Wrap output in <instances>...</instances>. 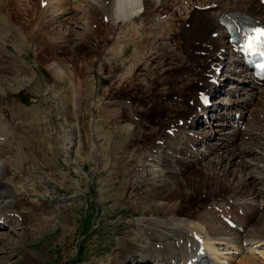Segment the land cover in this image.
I'll use <instances>...</instances> for the list:
<instances>
[{
  "label": "bare ground",
  "instance_id": "6f19581e",
  "mask_svg": "<svg viewBox=\"0 0 264 264\" xmlns=\"http://www.w3.org/2000/svg\"><path fill=\"white\" fill-rule=\"evenodd\" d=\"M24 1L30 4L28 0ZM42 1L44 0H40V3ZM46 1L47 8L41 9L38 5L42 13L43 22L40 23V19L37 16V20L34 18L37 22L31 19L29 23H25L27 32L23 31L22 36L24 39H26L27 33L34 35L40 44L43 43L45 45L47 49L45 53L50 56L51 52H53L52 46L57 52H61L62 47H64L68 55H71L70 50H75L74 55H86V50H88L94 58L93 63L96 62L98 64V60H101V65L99 64L100 66H97V68L101 70L105 69L106 73L109 74L115 72L117 76L120 75L121 79L119 80L124 81L125 84H127L126 79L128 81L132 80L131 77L127 78L130 70L133 73L136 72V74L142 72L144 76L143 80L151 84L142 83V87L144 88L136 94L131 93V85L129 87L125 85V90L123 88L120 90L121 87H117L118 84H115L111 88L116 87V93L111 96L109 95V99L110 101L121 99L124 103L130 105H124L123 107L115 102L118 105V112L115 110L112 115L116 126L121 125L118 123V121L122 120H118L119 116L123 120L125 119V122H123L125 124L121 125V127L128 134V143L124 146H128L126 151L131 152L129 157L131 159L127 156L130 162L126 167L118 165L119 169L124 175L128 174L130 180H133V186L135 187L133 194H145V196H141L143 199L149 196L152 199L155 197V199L162 200L159 205L165 206V210L160 208L164 214L162 219L164 221L142 220L140 225L142 229L139 230L138 238L141 241L142 236H144V240L151 239L155 240V242L151 243L150 246L139 244L140 248L136 247L137 249H135L133 241H125L124 246L127 250H123L121 254L118 253L109 263L105 264H121L128 256L133 257V252L139 251V249L147 251V255L153 257V262H157V264H165V262H168L172 258L184 261L187 257V250L194 249V246H192L194 237L201 238L202 244L212 252L213 256L220 257V261L227 260L229 263V257H223L221 252L227 250L224 253H232L230 249L240 251L241 241L247 242L245 251L247 254L241 256L240 260L238 259L239 261L234 264H255L250 260L251 255L255 252H260L261 254L259 255H261V258L263 256L264 259V249H260L262 248L260 246H264V222L261 223L259 221L261 217L258 216L257 209L259 205H263L262 211L264 210V203L258 199V197L264 195V191L253 185L256 182L262 183L264 181V160L261 166L250 167L243 164L239 169H236L235 175L230 174L228 167H226L229 164L228 161H232L233 157L244 158L245 155L255 152V144L248 141V139L260 140V144L264 145V140H262L264 139V87L257 92L258 96L253 99L254 92H247L249 86L247 78L240 75L234 76L236 79L246 82V85L233 88L227 93H240L237 99L238 105L247 98L253 99V103L250 104L248 109L250 111V120L244 123V131L238 129L226 131L220 138H217L220 141L216 139V136L221 134L219 132L220 129H215V133L212 128L205 130V128L200 126L202 122L198 120L199 115H209V112L217 104H214V101L209 106L203 107L197 100L198 93L201 91L213 94L215 91L221 90L218 88L220 86L219 83L213 84L208 82V78L212 76L214 71L212 66H222V71L227 72L226 75L222 73L224 75L223 80L227 79L229 74H234L223 64L227 53V44L224 39V30L218 23V16L226 11L241 10L249 12L252 15H257L264 21V8L258 5L255 0H185L187 4L185 7L181 6L184 0H106V3L104 2L105 0H92L91 2L84 0L86 4L84 3V9L83 11L81 10L83 12L82 20H80L81 27L79 20L73 22V25L79 27L80 32H75L72 29L63 34L54 29L55 24L60 25L61 22L65 21L63 16L68 13H70L69 17H73V14L69 11L71 10L70 8H78L81 4L79 5L74 2L70 7L71 2L67 0H54L58 3V9L62 10L63 15L61 14L60 17L53 19L54 17L48 14L49 9L53 6L52 0ZM7 7L9 8V6ZM5 9L7 8L5 7ZM180 10L183 13H180ZM7 13L2 12L0 8V31L2 28H6L9 31V36H12L10 32L16 30L17 26L12 22L14 19L10 20V18H7L9 16ZM9 14L11 13L9 12ZM161 14H166L165 18L157 19L156 17ZM4 15L8 16L5 17ZM102 16L106 17L105 22L102 21ZM46 21L48 22L45 25L44 22ZM92 24L96 28H92ZM89 26L91 27L90 30L88 29ZM121 38H123L124 42L120 46H117ZM168 39L170 43L175 41L170 45L171 48L169 50L174 51L175 54L173 52L169 53L166 51L167 48H164L165 45L162 42ZM111 41L114 43L111 44L110 49L106 52L107 50L105 51L104 48ZM96 42L98 43L95 45ZM6 44V41L0 43V65L4 63L2 67L5 68L6 72L15 76L20 71L26 74V70L24 69L26 66L23 63L22 65L15 63L17 58H21L19 54H22V44L11 42L17 55L16 53L13 55L12 51L11 53L8 52ZM128 47H133L130 54H127ZM146 49L150 51L148 55L144 51ZM6 51L8 52L7 54ZM179 54L180 57H177ZM47 57L43 56L44 60ZM117 57L119 59L122 57V59L126 58L129 63L131 62L129 69L128 62L124 61L122 64H118ZM153 57L164 58L167 61L171 60L170 63L175 64V66L167 63L169 65L167 67L156 68L152 65ZM112 58H115V61L110 62V59L114 60ZM138 59H142L143 63L139 64L140 61L137 63ZM45 62L47 63V61ZM182 62L184 64L181 66ZM46 65H48L57 78L63 76L65 71L64 65L59 61H48ZM152 66L154 67L153 69H151ZM80 69H83L82 65ZM168 76H170L169 80L167 79L169 78ZM122 77H124V80ZM154 83H157L159 88H156ZM159 89L162 92L160 91V96L157 98L155 92L152 91ZM144 90L145 95L142 98V104L136 106L138 108H135L133 100L137 102L141 98L140 96L144 94ZM241 90L242 92H240ZM78 93V91H75V98ZM244 93L247 96H244ZM118 95L124 97H119ZM106 96L107 98L105 99H108L107 94ZM131 96L135 99H132ZM81 97L80 94L79 99ZM112 98L114 99L111 100ZM239 99L243 100L239 102ZM219 102L220 100L217 103ZM122 107H126L127 109L125 108V110H130V112L128 111V115H124L123 113L119 115ZM135 109L136 112H133ZM139 115H146L148 120L146 121V119L142 118V124L138 126L135 118ZM220 117L222 118V116ZM129 118H133L134 121L130 122ZM151 119L153 123L149 122ZM8 120L11 124V119ZM178 120H182L181 125H178ZM129 125L133 126V128L131 127L130 129ZM194 125L201 128V132L193 131L192 127ZM143 126H145L144 129H142ZM136 128H141V132ZM168 129L174 131L172 135L166 133ZM189 132H191V135L188 134ZM239 134L241 135L240 138L237 136ZM244 135L249 136L247 139H243L242 136ZM197 136L200 137L197 138ZM9 138L8 134L2 131L0 127V156L3 153H12L15 150L14 145L9 146V143L5 144V142L10 141ZM232 138L233 141L227 143V140H231ZM130 140L132 141L130 142ZM200 143L209 145L210 149H206L207 151H211L212 149L214 151H222L221 156L216 155L217 159L213 160V164L211 161L208 162L210 168L201 163L202 161L207 162V157H203L201 153H198L197 149L192 150L191 148ZM69 148L67 147V149ZM262 156L264 159V154ZM155 158L159 161V167L154 170L156 175L150 176V180L153 181L154 178L159 183L155 180L150 184V180L146 174H143V170H145L146 166L148 167V164H152L151 162H154ZM13 160L6 158L3 162V169H6L5 172L10 169H18L19 171H16V173H21L22 170L18 168L20 162ZM126 161L128 162V160ZM72 163L75 166L77 165L76 161ZM194 164L197 166H194ZM125 169H128V171L126 172ZM5 172L0 176V220L3 221L2 225H8L6 224L7 222L11 224V221H13L11 213L16 214L17 209L26 200L25 197L23 200V195L20 191H18V194L13 192V188L17 182V175L12 178L3 177L6 176ZM222 175L234 176L236 183L225 184L226 182ZM199 195H205V200L196 201V197ZM192 198L195 200H192ZM41 202L45 203L44 200ZM27 203L28 207L31 208L34 202L28 201ZM205 203L221 208L229 206L231 209H241L243 214L238 216V219L244 227L243 233L226 228L215 217H212V210L196 212L189 209H199ZM35 204L38 203L36 202ZM51 204L56 208L59 207L55 204V200L48 205L51 206ZM39 208V205L35 206V211H39ZM20 226L24 227V222L23 225L21 222ZM25 230L27 229L25 228ZM3 236L5 234L0 235V238L2 239ZM13 244L10 242H5L4 244L5 248L11 246V250L7 254L8 259L15 252L13 250L14 247H12ZM256 248L259 249L255 251ZM28 252L29 254L25 255L27 258H39L33 251ZM149 259V257L142 258L140 262L147 263Z\"/></svg>",
  "mask_w": 264,
  "mask_h": 264
},
{
  "label": "rangeland",
  "instance_id": "374dc122",
  "mask_svg": "<svg viewBox=\"0 0 264 264\" xmlns=\"http://www.w3.org/2000/svg\"><path fill=\"white\" fill-rule=\"evenodd\" d=\"M23 1L24 0H1L0 3L2 12H8L7 14L9 15H7L8 17L6 15L4 16L8 19L10 18V20L14 19L15 21L13 20L12 22L17 26L16 30L10 32L12 36H9L8 29L2 28L0 31V43L6 41V46L8 47L7 51L10 53L12 51L13 55H15L16 50L11 42L22 44V54H19L21 58H17L15 63L17 65H22L23 63L26 66L24 68L26 74L20 71L21 73L18 72L19 74L15 76L6 72L5 68L2 67L4 63L0 65V71H2L0 73V123L3 127L2 131L7 132L8 136L11 138H9L10 141L5 142V144L9 143V146L14 145L15 148L12 153L6 152L1 154L0 176L6 170L3 169V159L9 158L14 159L16 162H20L18 168L22 170L21 173H16V171H19L18 169H10L5 172L6 176H3L12 178L17 175L16 188L14 186L13 192L18 194L20 189L17 188L23 187L21 188L22 193H24H21L23 195L22 198L24 200L25 197L27 201L24 200L21 207H19L21 208L20 212L23 214L26 213L27 219L31 220L34 217L32 211H35V206L37 207L38 205L35 203L44 200L48 209L50 208L49 210H51V213H49L48 210V214H44L43 217V214L38 211L41 215L35 218V222L39 223L40 219L42 222L39 227L36 226L37 228L34 230H21L26 228V226L25 228L20 226L21 222L17 224L18 227L15 228L14 232H11V229L7 233V230L1 229L0 231L2 232H0V235L5 234V236L2 237V239L5 240L0 247V264L109 263L115 255L118 253L121 254L123 250H127L124 246V242L125 240L127 241V239L137 244L135 245V249H137L136 247L140 248L139 244H142V242L138 238L139 235L136 236V232L142 229L140 226L142 220L146 221L150 219L151 221H164L162 220L164 214L160 208L165 210V206L159 205L162 200L155 199V197L152 199V197L149 196L143 199L141 196H145V194H133V192H135L133 180H130L128 174L124 175L119 169V166L124 165V167H126L130 162L129 159L131 158L129 157L131 152L126 151L128 146H124L128 143V134L123 127H121V125L125 124L123 123L125 119L123 120V118L119 116L118 120H122H120L121 122L118 121V123L121 125L116 126L112 115L113 111L118 108L116 103H119L120 106L122 105L123 107L124 105H130L122 103L123 101H116L114 98L111 99H114V101H110L109 97L116 93V87H111L118 84L117 87L120 86V90H122L125 85L126 87L131 85V91H140L144 88L142 87L143 82L140 79H135L136 72L133 73L132 70H128L131 74L128 72L127 78L131 77L132 80L130 79L128 81L126 79L127 84L119 80L121 79L120 75H112L106 80L104 78L105 74L111 75L115 72L109 74L106 73L105 69L101 70L97 68V66L101 65V60H98V64L96 62L93 63L94 58L88 50H86V55H74L73 53H75V50H70L69 52L71 55H68L64 47H62L61 52H57L51 44L47 43L51 45L53 49L50 56L45 53V50L47 51L45 45L43 43L40 44L34 35L27 33L26 39H24L22 36L23 31L27 32L25 23H29V21L34 18L37 20V16L40 19V23H42L43 19L40 8L43 9L46 6L38 4L40 0H28L30 4ZM72 1L76 4H81V6L83 5V7L70 8L71 10L69 11L73 14V17H69L70 13H68L63 16L65 21L61 22L60 25L55 24L54 29L63 34H66L72 29H74L75 32H80L79 27L73 25V22L79 20L81 27L80 20H82L83 17V12H81V10L83 11L86 2L84 0ZM89 1L91 2L92 0ZM55 3L56 1L52 0L53 6L49 9V12L54 13L48 12L49 15L54 17L53 19L60 17L62 14V10L58 9V4ZM72 4L71 2L70 7ZM3 5H6L5 7L7 9H5ZM7 6H9V8ZM185 6H187V4H185ZM9 12L11 14H9ZM179 12L183 13L181 10ZM36 20L35 22H37ZM47 22L48 21L44 22L45 25ZM88 29H90V26ZM122 39L123 38L117 43V46H120L124 42ZM174 42L175 41H173V43ZM97 43L98 42H96L95 45ZM113 43L114 42L111 41L104 50L108 52ZM162 43L165 45L164 48H167L166 51L175 54L174 51H169L171 48L170 45L173 44L170 43L169 39L163 40ZM132 49L133 47H128L127 54H130ZM7 51L6 54L8 53ZM144 51L147 52L146 55L150 53L149 49ZM57 53L59 54L57 55ZM43 56L48 57L44 60ZM177 57H180V54ZM122 58H116L118 64L127 61L126 58ZM137 58L138 56L136 60ZM112 59L114 60L110 59L109 61H115V58ZM45 61H47V63L48 61H59L62 63L65 70L63 76L57 78L48 65H46L47 63ZM170 61L171 60L167 61L164 58L153 57L152 65L156 68L167 67L169 65L175 66V64L170 63ZM130 63L128 62V69ZM137 63L141 64L143 60L138 59ZM167 63L170 64L167 65ZM80 64L82 65V70L80 69ZM183 64L184 62L181 63V66ZM78 66L79 68H77ZM153 66L151 69L154 68ZM137 74L142 75V72H138ZM170 76H168V80ZM122 79L124 80V77H122ZM132 81L134 82L132 83ZM144 83L151 85L149 82L144 81ZM154 85H156V88H159L157 83H154ZM229 86L230 84L228 81H224V89L230 88ZM75 91H78L79 95L81 94L82 97L80 99L78 94L75 98ZM160 91L159 89L156 91L153 90L152 92H155L158 98L162 92ZM104 93L108 95V99H105L107 96L106 94L103 96ZM144 95L145 90L144 94L140 96L141 98L137 102L133 100L135 103L133 106L135 108H138L136 106L142 104ZM131 97L135 99L133 96ZM219 97L220 94L218 93L217 100ZM123 107L120 109L119 115L122 113L128 115V111L130 112V110H125L126 107ZM133 112H136V109ZM2 113L8 117L5 118ZM8 119H11V124ZM149 122L153 123V120L151 119ZM65 125L71 126L72 129L70 127L68 130L64 129ZM129 126L130 129L131 127L133 128V126ZM144 128L145 126H143L142 129ZM136 129L140 132L142 130L141 128ZM131 141L132 140H130V142ZM248 141L255 144H253L255 152L246 155L245 158H240L242 160L233 157L231 159L232 161H228L229 164H227L226 167H228L230 174L235 175L236 169H239L243 164L250 167H255L257 165L261 166L263 164L264 159L262 154H264V145L260 144V140L255 141L248 139ZM67 147L70 148L67 149ZM141 152L143 153L142 150ZM212 154L214 153L208 155V157H211L207 158V162L203 161L202 163L207 165V168H210L208 162L211 161L213 164V160H216L218 155L221 156L222 151L220 150V154L219 151H215V155L213 156ZM127 156L129 159H127ZM126 160H128V162ZM73 161H76V166L72 163ZM153 164L155 165V163H152V165ZM158 167L159 166L156 168ZM153 168L154 167L149 166L148 169H146L148 173L144 170L143 174L150 176L156 175ZM127 171L128 169L126 172ZM46 176L48 178V186L45 184ZM150 176H147V178L149 179ZM222 177L225 179V184L236 183L234 176L222 175ZM155 180L156 179L153 178V181ZM153 181L150 180V184L153 183ZM156 181L159 183L158 180ZM255 187L264 191V185L260 183L255 184ZM53 197H55L54 200H58L56 203L59 206L58 208L52 206V204L51 206L48 205L54 201L51 199ZM205 198V195H199L196 197V201H204ZM258 199L264 203V195L258 197ZM31 200L32 202L36 201L32 204V211L23 208L28 206L27 202ZM192 200L195 199L192 198ZM206 205L207 203L203 204L204 207ZM203 206L201 205L199 208L204 210ZM53 207H55V209H53ZM257 208L258 216L261 217L259 221L263 223L264 210H260L261 205ZM189 209L196 212L201 211L197 208L196 210L194 208V210L192 208ZM212 217L214 218L213 215ZM135 238H138L139 241L135 240ZM5 242L14 243L12 247H14L13 250L15 252H13L14 255H11L12 257L9 256V259L7 254L11 250V246L5 248ZM153 242H155V240ZM147 244L148 243H145L144 246ZM263 247L264 246L260 249L263 250ZM27 250L33 251L39 258H27L25 256L29 254ZM259 254L261 253L259 252ZM137 256H139L138 259H141L140 255ZM128 257L129 261H125L123 264H144L136 262V258L134 257ZM239 257L240 256H237L233 263ZM251 258L252 262L255 264H260V262H262V260L256 256L251 255L250 259Z\"/></svg>",
  "mask_w": 264,
  "mask_h": 264
},
{
  "label": "snow or ice",
  "instance_id": "6c2138e0",
  "mask_svg": "<svg viewBox=\"0 0 264 264\" xmlns=\"http://www.w3.org/2000/svg\"><path fill=\"white\" fill-rule=\"evenodd\" d=\"M255 32V36L248 37V42L243 46L245 49H251L253 47V41L257 42L260 47L264 48V30L257 29Z\"/></svg>",
  "mask_w": 264,
  "mask_h": 264
}]
</instances>
